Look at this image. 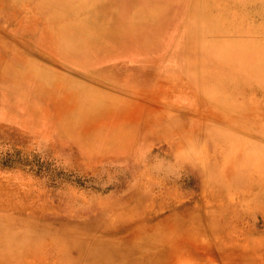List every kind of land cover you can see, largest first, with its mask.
<instances>
[{
	"label": "rangeland",
	"instance_id": "obj_1",
	"mask_svg": "<svg viewBox=\"0 0 264 264\" xmlns=\"http://www.w3.org/2000/svg\"><path fill=\"white\" fill-rule=\"evenodd\" d=\"M257 1L260 13L238 3L226 9L216 32L203 17L205 0H178V20L154 18L142 28L160 51L151 54L157 64L114 82L66 58L36 0H0V222L35 238V253L19 264H95L96 247L129 252L135 236L151 240L158 228L173 232L171 240L145 252L164 256L171 246L169 264H264V84L246 73L248 83L215 82L211 102L203 96L210 64L202 33L236 49L242 35L264 52ZM150 24L162 33H150ZM95 61L90 69L108 77ZM17 65L39 75L7 76ZM76 84L97 90L106 109H83L68 129L62 120ZM221 97L232 109L220 108ZM122 128L126 138H110Z\"/></svg>",
	"mask_w": 264,
	"mask_h": 264
},
{
	"label": "bare ground",
	"instance_id": "obj_2",
	"mask_svg": "<svg viewBox=\"0 0 264 264\" xmlns=\"http://www.w3.org/2000/svg\"><path fill=\"white\" fill-rule=\"evenodd\" d=\"M1 1L4 3L18 0ZM36 1V8L45 13L46 20L52 23V26L49 28L57 34L58 43L62 47L61 52L67 55L66 58H69L70 54L72 56L69 60L73 61L72 64L77 66L85 64V67L81 69L87 74L104 81L114 82L120 81L121 75L130 74L131 68L134 72L130 75L139 78L143 73L140 70L144 65L157 64L155 61L158 59L151 58V54L160 53V51H158L154 41H149L143 37V27H146L154 18L155 20L157 18L160 20L163 18L178 20L182 15L176 9L178 0ZM221 2L224 3L223 5L227 10L234 3H238L244 6L248 13L256 14L261 11L257 0H221ZM154 6L160 7V10L155 14L152 12ZM204 8V19L209 23L211 31L217 32L218 25L222 21V18L226 16L227 10L223 9L219 11L213 0H205ZM151 27L152 25L150 24V33L152 32L153 35L162 33L160 29H154L156 26L152 27V29ZM126 33L130 34L132 38L124 42L121 40V37ZM188 33L186 35L187 39L185 38L186 42L193 45L195 43V40L192 38L194 34L193 26L189 28ZM202 36L207 41L202 46L205 67H208V64H210L208 67L209 72L205 79L206 85L210 90L203 95L205 101L211 102L210 96L213 95L212 84H215V82L245 84L248 83L245 79L246 73L249 74L250 78L252 77L251 79L264 84V52L258 50V47L252 46L246 37L243 39L242 35L238 36L239 40L242 41V45L236 49L229 46L226 40L220 36H209V33L205 31L202 33ZM106 57L110 59L108 63H106ZM95 59V62L99 63L103 60L102 68H106L109 72L108 77L105 70L100 73L95 68L90 69L89 64ZM180 61L182 62V60ZM27 65L23 67L17 65L10 68L6 72L7 76L15 79L17 76H24L27 73L39 75V73H36L35 67ZM115 68L118 72L115 71ZM134 77H131V79L134 80ZM15 86L20 88L19 84H15ZM74 88L76 90H72L71 94L72 101L75 103L71 105L70 113L62 120V124L68 129L73 128L77 124L76 117L83 109H89L92 106L95 108L91 112L104 109L99 93H96L97 90L95 91L87 85L82 84H76ZM106 100L108 101V99ZM219 103L222 109H232V102L229 97H221ZM127 136V129L122 128L116 134L110 135V138L122 140V138H126ZM240 146L243 148L244 145ZM158 229L151 230L153 234H156L151 240L135 236L132 239L134 243H128L130 245L129 252L125 246H110L109 243L96 247L93 254L99 260L94 261L92 259V263L97 264L96 262L101 263L102 261L105 263L107 261L106 263L113 264L120 260L121 264H127L129 262L127 260H134L130 264H141L142 261L146 264H169V254L174 255L177 253L175 248L166 246L171 249L167 252L168 254L164 253V256H160L157 251L158 255L155 251L145 252L151 248V250H154L153 248L159 245L157 242L166 245L171 240L170 235L173 232L159 234L157 233ZM176 230L177 228L174 231ZM40 236L44 238L42 235ZM31 240H35L32 233L29 235L28 231L18 230L9 226V224L3 225L0 222V264H19L21 259L25 257L26 252L31 251L30 253L32 254ZM36 253L39 254L40 250H36ZM130 255L134 258L129 259ZM179 263L181 264V262Z\"/></svg>",
	"mask_w": 264,
	"mask_h": 264
}]
</instances>
